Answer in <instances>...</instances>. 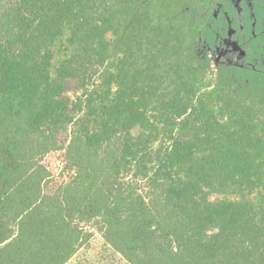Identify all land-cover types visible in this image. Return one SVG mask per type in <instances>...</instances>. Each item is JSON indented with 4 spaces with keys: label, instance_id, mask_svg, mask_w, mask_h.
<instances>
[{
    "label": "trees",
    "instance_id": "16d2710c",
    "mask_svg": "<svg viewBox=\"0 0 264 264\" xmlns=\"http://www.w3.org/2000/svg\"><path fill=\"white\" fill-rule=\"evenodd\" d=\"M248 20L222 0H0V264H67L93 230L128 264H264ZM230 30L248 57L214 65Z\"/></svg>",
    "mask_w": 264,
    "mask_h": 264
},
{
    "label": "flooded vegetation",
    "instance_id": "af4514ba",
    "mask_svg": "<svg viewBox=\"0 0 264 264\" xmlns=\"http://www.w3.org/2000/svg\"><path fill=\"white\" fill-rule=\"evenodd\" d=\"M222 3H224V6L228 8L229 11H234L236 13L239 17L240 23H243L247 18L249 19L248 21H250L251 30L249 35H246V38L250 37L261 41L264 40V0H222ZM234 38L244 40L245 35L243 34L242 36L239 35L236 37V35L232 33V30L228 31V37L224 38L222 44L211 53V58L217 51L229 49L232 53V55H230L231 61L227 62L222 59L215 63L212 58L214 65L219 63L238 64L248 57L250 49L248 52L241 48Z\"/></svg>",
    "mask_w": 264,
    "mask_h": 264
},
{
    "label": "rangeland",
    "instance_id": "374dc122",
    "mask_svg": "<svg viewBox=\"0 0 264 264\" xmlns=\"http://www.w3.org/2000/svg\"><path fill=\"white\" fill-rule=\"evenodd\" d=\"M232 53L229 49L217 51L212 55L215 63L224 59L231 61ZM73 93V83L68 84V95ZM63 139V138H62ZM61 152L49 154L43 161L44 165L53 174H58L62 169ZM91 240L83 246L67 264H128L120 255L111 250L104 243L100 233L93 230Z\"/></svg>",
    "mask_w": 264,
    "mask_h": 264
}]
</instances>
